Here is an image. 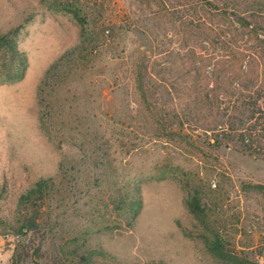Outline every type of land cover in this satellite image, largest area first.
<instances>
[{
	"label": "rangeland",
	"instance_id": "obj_1",
	"mask_svg": "<svg viewBox=\"0 0 264 264\" xmlns=\"http://www.w3.org/2000/svg\"><path fill=\"white\" fill-rule=\"evenodd\" d=\"M49 1L0 0V31L20 26L19 46L29 61L23 79L0 83V264H11L25 239L16 231L20 195L40 177L56 175L65 152L76 156L81 177L89 180L90 186L80 185L81 215L88 211L87 194L108 191L96 179L141 183L143 208L134 226L124 223L92 239L115 262L99 258L94 264H216L203 241L185 236L177 223L193 231L197 224L185 202L183 174L210 182L212 198L220 205L223 200L229 221L239 228L230 234L253 244L264 264V190L251 186L264 185V156L210 146L212 132L196 123L193 108L197 97L220 93L239 75L264 84L260 54L262 64L253 63L259 76L237 68L264 31V0H81L89 27L102 26L105 41L89 66L58 89L54 109L71 121L64 126L55 115L42 125L38 87L47 68L80 42L82 27ZM208 64L214 66L210 73ZM75 128L99 132L88 144L95 164L82 161L85 153L77 145L65 139L59 144L60 132Z\"/></svg>",
	"mask_w": 264,
	"mask_h": 264
},
{
	"label": "trees",
	"instance_id": "obj_2",
	"mask_svg": "<svg viewBox=\"0 0 264 264\" xmlns=\"http://www.w3.org/2000/svg\"><path fill=\"white\" fill-rule=\"evenodd\" d=\"M51 1L56 8L71 12L82 27L80 42L65 50L47 68L38 87L42 125H48L52 115H55L64 126L71 121L64 117L60 107L54 109L53 100L58 99V89L66 85L70 76L89 66L101 42L105 41V30L102 26L97 31L89 27L85 5L81 0ZM261 10L264 11V6ZM237 24L242 25L240 21ZM19 31L20 26L0 31V83L19 81L27 72L28 55L19 46ZM226 36H231V32L226 33ZM245 51L241 54V63L237 68L243 73L253 72L259 76L254 71L253 63L261 65L260 56L264 59V31L257 33L256 39ZM213 70L214 66L208 64L207 71L210 73ZM227 70L232 71L233 68L228 67ZM234 80L221 86L220 93L197 97L193 108L199 113H193L194 119L204 132H212L208 141L210 146H234L251 155L264 156V108L261 106L264 95L258 92L264 90V84L246 83L247 79L243 75ZM254 88L255 93L249 94L248 90ZM204 114H207L206 117ZM208 116L212 119H208ZM92 137L98 139L99 132L75 128L71 132H60L59 144L62 145L65 139L77 145L85 153L83 158L86 159L82 161L89 163L95 153L88 146L93 142ZM90 150L91 154L88 152ZM92 163L96 161L92 160ZM79 166L76 156L65 152L56 175L40 177L22 192L18 199L16 231L25 239L18 241L11 264H24L29 258L33 264H94L99 258L104 262H115L114 256L103 245H93L92 239L98 233L122 228L124 223L128 227L134 226L143 208L141 183L96 179V182H101L98 185L100 187L106 182L108 191L87 194L89 200L84 205L88 206V211L81 215V208L76 207L77 202L84 197H79L80 185L90 184L89 180L81 177ZM180 182L186 191V205L197 221L194 231L177 221L183 234L202 240L216 264H262L253 251V244L236 242L234 235L230 234V231L239 228L229 221L223 200L220 205L215 195L212 198L211 194L216 190L211 188L210 182L207 184L201 178L195 181L187 174H183ZM251 186L264 190L261 184ZM74 197L77 198L73 200ZM80 217L83 222H77ZM36 240L38 244H35ZM48 245L49 251L45 249ZM43 258H49L50 262L43 263ZM156 264L167 263L158 261Z\"/></svg>",
	"mask_w": 264,
	"mask_h": 264
}]
</instances>
